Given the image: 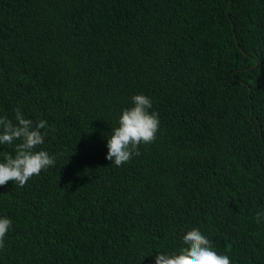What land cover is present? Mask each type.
<instances>
[{"label":"trees","instance_id":"trees-1","mask_svg":"<svg viewBox=\"0 0 264 264\" xmlns=\"http://www.w3.org/2000/svg\"><path fill=\"white\" fill-rule=\"evenodd\" d=\"M136 94L159 130L113 166ZM16 108L56 164L0 186V264H155L192 228L264 264V0H0V117Z\"/></svg>","mask_w":264,"mask_h":264},{"label":"clouds","instance_id":"clouds-1","mask_svg":"<svg viewBox=\"0 0 264 264\" xmlns=\"http://www.w3.org/2000/svg\"><path fill=\"white\" fill-rule=\"evenodd\" d=\"M132 105L122 110L118 125L112 128L107 139L106 159L113 161V166L119 167L133 156L141 155L140 145L152 143L159 130V114L151 111L153 105L148 96L134 95ZM14 111L16 123L7 116L0 117V145L14 144V154L0 152V186L12 181L23 187L34 175L54 167L56 156L40 147L47 134L41 130L48 127L47 121L40 119L34 123L25 118L19 108ZM54 130V127L49 129ZM16 141L19 143H14ZM262 217L264 212H258L256 222L260 223ZM11 226L10 218L0 217V250L5 246V237ZM182 239L185 246L170 253L159 252L155 264H232L228 255L213 249L211 241L199 229L187 230Z\"/></svg>","mask_w":264,"mask_h":264}]
</instances>
